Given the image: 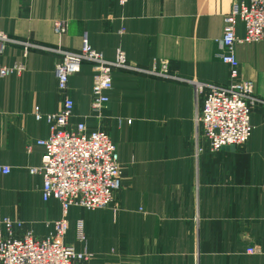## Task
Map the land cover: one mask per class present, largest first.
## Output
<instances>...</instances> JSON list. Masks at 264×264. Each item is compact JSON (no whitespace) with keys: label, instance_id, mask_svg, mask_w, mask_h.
I'll use <instances>...</instances> for the list:
<instances>
[{"label":"crops","instance_id":"obj_1","mask_svg":"<svg viewBox=\"0 0 264 264\" xmlns=\"http://www.w3.org/2000/svg\"><path fill=\"white\" fill-rule=\"evenodd\" d=\"M249 0H0V29L19 41L78 51L88 42L106 58L122 49L130 61L151 67L162 59L171 74L225 85L229 67L217 55L225 16ZM69 22L58 35L55 23ZM238 37L245 35L242 21ZM245 79L264 101V39L238 42ZM48 51L9 42L0 66L23 70L0 75V229L5 217L23 222L19 233L54 232L63 217L58 199H43L42 163L50 135L46 115L62 107L55 64ZM94 68L82 64L69 79L75 106L70 126L105 129L116 144L121 187L115 204L86 209L72 205L65 242L78 250L76 223L84 221L89 264H264V103L251 113V134L242 148L212 151L202 130L195 140L194 88L186 81L119 69L109 101L92 110ZM200 148V149H199ZM255 245V253L247 247Z\"/></svg>","mask_w":264,"mask_h":264},{"label":"built area","instance_id":"obj_2","mask_svg":"<svg viewBox=\"0 0 264 264\" xmlns=\"http://www.w3.org/2000/svg\"><path fill=\"white\" fill-rule=\"evenodd\" d=\"M125 5L129 0H118ZM242 21L245 35L237 36L236 25ZM69 22L59 20L55 32L63 35L68 32ZM84 44L80 50H68L61 45L49 47L38 43L19 41L11 38L0 29V52L7 43L15 42L29 48L42 49L55 54L58 59L55 73L62 94V107L57 113L44 115L39 106L35 107V117L44 116L50 124V135L39 139L45 147L42 163L32 167V173L43 176V199H58L63 209V217L54 221V232L38 237L32 230L19 233L23 222L5 217L1 220L4 230L0 229V264H89L92 253L87 250V236L84 221L76 223V239L84 244L78 250L74 244L65 242L70 228L67 217L72 205L86 209L105 208L115 204L116 193L121 187L122 171L116 144L105 129L88 131L84 122L70 126L74 111V100L68 95L71 76L80 71L83 63L94 68L93 111L101 112L109 101L108 91L113 87V72L124 69L138 73L151 74L165 78L186 81L194 88L195 95V140L198 142L200 131L209 142L212 151L234 145L242 148L251 134V113L259 99L255 94V82L245 79L236 54L238 42H255L264 39V0L235 2L225 16L223 35L217 40V57L229 67V81L218 85L199 79H184L171 74L170 63L162 59L151 67H141L130 61L122 49L113 59L106 58L88 42L84 33ZM16 70L21 72L23 65L0 66V75L5 76ZM200 149V148H199ZM11 167L0 164V174H9ZM255 245L247 247V253H255Z\"/></svg>","mask_w":264,"mask_h":264},{"label":"water","instance_id":"obj_3","mask_svg":"<svg viewBox=\"0 0 264 264\" xmlns=\"http://www.w3.org/2000/svg\"><path fill=\"white\" fill-rule=\"evenodd\" d=\"M233 148H236L234 145H232Z\"/></svg>","mask_w":264,"mask_h":264}]
</instances>
